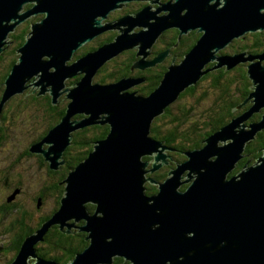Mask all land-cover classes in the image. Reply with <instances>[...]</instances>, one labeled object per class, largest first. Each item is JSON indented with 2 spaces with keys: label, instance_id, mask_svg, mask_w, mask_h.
<instances>
[{
  "label": "water",
  "instance_id": "1",
  "mask_svg": "<svg viewBox=\"0 0 264 264\" xmlns=\"http://www.w3.org/2000/svg\"><path fill=\"white\" fill-rule=\"evenodd\" d=\"M32 1L34 5L22 12L23 4ZM129 1L0 0V53L8 33L28 17L43 14L31 23L16 50L18 61L4 80L0 112L28 87L37 95L49 93L52 103L62 92L69 100L59 122L30 151L42 154L49 168L57 170L65 162L63 152L73 131L97 122L109 125L106 136L95 141L63 179L59 208L26 235L10 264H61L37 256L35 245L53 225L68 233L71 219L84 221L79 228L87 233L89 244L64 264H112L115 256L130 264H264V148L254 164L246 163L231 174L246 143L264 129V113L246 124L264 107V69L259 61L248 67L253 88L241 104L252 99L251 106L207 136L201 147L182 151L185 159L158 183L155 194L146 195L144 187L147 180L154 181L145 174L166 164V151L173 150L150 135L155 118L211 70L264 57V52L248 58L245 52L216 54L234 38L264 29V0H175L154 12L146 6L114 23H102L110 11ZM161 10L169 13L157 16ZM171 26L178 27L180 35L197 27L203 33L149 94L126 91L138 81L130 78L107 84L93 81L100 67L126 49L137 46L144 61L152 43ZM109 29L118 30L113 41L71 61L79 47ZM164 54L141 67L156 64ZM76 75H81L79 80L67 87L65 80ZM81 113L86 116L72 119ZM144 156L152 157L149 169ZM184 172L187 178L181 181ZM183 182L189 184L180 190ZM87 203L95 204L93 212Z\"/></svg>",
  "mask_w": 264,
  "mask_h": 264
},
{
  "label": "flooded vegetation",
  "instance_id": "2",
  "mask_svg": "<svg viewBox=\"0 0 264 264\" xmlns=\"http://www.w3.org/2000/svg\"><path fill=\"white\" fill-rule=\"evenodd\" d=\"M174 1L175 0H157V1L156 0H132V1L126 2L121 7L110 11L107 14L106 18L103 19L102 23H114L119 17L123 15H127V14H135L136 12H138L139 10H141L143 7H146V6H148V10L150 12H154L156 11L158 7H162L166 3L172 4ZM33 5H34L33 1L26 2L23 4L21 11L23 12L31 8ZM163 11H166V10H163ZM159 15H163V12H160L157 14V16ZM42 17H43V14L32 15L20 23L21 25H23L20 27V35H24L25 40L30 31L31 23L39 21ZM139 29L137 27L135 28V30H139ZM257 32H260L259 45H258V37L255 36ZM12 33L8 35V38H11V40H16L17 34H12ZM202 33L203 32L197 27L194 29H190L187 32L182 33L180 35V29L178 27L176 26L168 27L164 29L159 34L157 39L152 43L149 50L147 51L148 54L144 58V61L142 62L140 61L142 54H138V50H139L138 47L137 46L132 47V48L122 51L117 56L107 61L102 67L98 69L96 74L97 75L98 74H114V79H112L111 82H116L121 78H130L132 80H138L134 85L126 89V91L132 92L133 90L139 95H147L151 91L145 94V93H141L138 90V88L143 85H147L153 74L154 76L161 75L163 77L164 73L168 70L170 65L178 64L185 57L188 51L194 46V44H196L197 40L202 35ZM104 34L105 36H103ZM117 34H118L117 29H109V30H106L98 34L91 41L79 47L73 53L71 60L73 61L77 59L78 57H80L81 55L89 51L97 49L104 43L113 41ZM8 44L5 46V49L2 55L8 52H11L10 50H8ZM241 52H245L246 53L245 56L247 58L249 55L254 56V55L262 54L264 52V29L261 31L247 32L244 35H241L240 37L234 38L223 49L217 51L216 54L217 55H222V54L232 55V54L241 53ZM159 54L165 55L161 61L157 62L154 65L141 67V65L146 63V61H151L153 58H155ZM120 56L124 57V59L122 61L117 62V59H119ZM257 61H259L260 66L263 67L264 69V57L261 58L260 60H258V58H254L252 60L247 59L246 61L237 63L235 66H233L230 69H226L225 66L218 68V69L223 68L224 71L227 72V74H245V76L247 77V80L250 82V85L247 86V90H248L247 96L237 105H235L233 109L235 111V115L232 116L231 119L243 113L252 104V99H249L245 104L241 105L247 99L250 92H252V88H253L252 80L247 75L248 67L251 63L257 62ZM215 63H216L215 61L210 62L205 67H210L214 65ZM218 69H213L210 72H214ZM2 77L3 76L1 74L0 75V98H1L2 91L4 89V80L6 76H4L3 78ZM75 77L80 78L81 75H76L72 78H75ZM199 81L202 82L204 80L200 79ZM199 81L197 82L198 84L200 83ZM75 82L76 81L69 84L68 87L71 88ZM25 91L27 94L37 93V90L34 91L30 87H28ZM46 94L48 95V93ZM47 95H44V96H47ZM36 96H41V95H36ZM181 98L179 96L177 100ZM68 101L69 100L66 97V93L62 92V94L58 97L57 103L51 102L52 106H56L54 107L52 111H48L47 109L43 108L44 115H46L49 118L50 122H48V125L46 126L42 134L37 135L35 138L30 140L26 146H24L21 149H20V140L14 139L15 135L18 134L20 136V108L18 107L17 110H15V113L8 115L7 114L8 110L5 109L6 105L8 104L6 102L0 112V181H1L0 191L3 192L2 195L0 196V264H10L20 249V242L22 243L26 235L38 229L42 225V223L48 220L51 217V215L58 209V206H59L58 201L61 199L63 195L64 187H65V183L63 182V179L66 177L64 176L63 178H61L62 176H60L61 174L60 171L62 170L63 166L67 162V159H68L67 154H66L67 150L65 149V151L63 152V158L65 160L64 164L61 165L60 168H58L57 170H52L49 168V164L47 161L44 160L42 154L31 152L30 147L34 145L35 143L40 142L44 138V136L47 134V132L59 122L60 118L64 115L65 111L63 112L61 116L56 115V112L62 111V108L66 107ZM33 103L37 105L39 104L42 106L41 103H36V102H33ZM57 106H60V107L62 106V107L58 109ZM17 112H19V115H17ZM263 113H264V107L260 109V111L253 113L252 116L246 120V124L259 120ZM85 116L86 115L83 113L76 114L72 117V119L80 120L84 118ZM9 117L10 118L16 117V119L15 120L12 119V121L8 123L7 119ZM101 118H102V115H100L97 118V120H101ZM105 125L107 124L105 123L101 124L97 122L91 125H87L83 128H79L78 130L82 131L85 138H88V137L95 138L102 134L103 127ZM78 130L76 129L75 131L72 132V139L74 138L75 133ZM104 137L105 136L103 135L102 137L96 138L95 140H93V142L99 139H103ZM46 146H47L46 143H43L42 148H46ZM171 147L173 148V150L166 151L167 163L164 164L162 167L158 168L157 170H155L154 172H147L145 174L147 178L153 179L155 181V182L154 181L150 182L147 180L144 183L145 193L148 196L155 194L158 191V183L164 181L168 177L169 171H171L177 163L182 162L184 160V158L183 159L181 158V160L177 158V155H179L180 152H182V150L175 146H171ZM75 149L78 152L77 148ZM245 150L246 149H244L243 151L244 156L237 162L234 168V169L236 168L237 169L234 172L231 171V174H236L237 172H239V170L246 163L250 164V162L251 163L254 162V160H252L251 157H248V152H246ZM71 152H73V150ZM24 156L35 157L39 164L44 165L47 170V176L50 178V181H51L45 184V186H43L37 193L34 194V197L36 199V206L33 207V211H31L30 207L25 208L23 206V203L25 202V200L21 199L22 195L20 196V193L22 191V187L20 185L22 184L20 183V160ZM150 158L151 157L144 156L142 159L149 160ZM245 160L247 161L243 163V161ZM149 168H150V165L146 167V169H149ZM186 173L187 172H184L182 174L181 181H184L187 178ZM188 184H189L188 182H183L182 185L179 187V189L184 190L188 186ZM151 187H154L155 191L147 193L148 189L151 190ZM58 189L62 190V193H59ZM48 198L52 200L53 205L46 208V202ZM38 202H39V205H38ZM89 205L92 206V210L88 208ZM86 207L88 211L91 213L93 212L95 208V204L87 203ZM32 212H34V214ZM67 223L71 224V227L69 228L68 233L62 232L58 225H53L50 228L55 227L59 231H61L64 235L71 236V240L73 242H79L83 238L84 242H86V244L82 248L83 250L89 244V240L86 239L87 233L79 228L80 226L84 224V221L83 220L75 221L71 219V220H68ZM66 228L67 227L65 226L64 229ZM53 231L54 230H51L50 232H53ZM47 232L44 236V240L41 242H38L35 245L36 255L43 257L45 259H53V258L47 257L44 254L46 251L45 248L47 247L46 246ZM82 250L74 252L73 255L75 256L77 253L81 252ZM72 258H70L69 260H71ZM116 258L121 259L120 264H130L128 260L124 259V257H121V256H115L113 258L112 264H115ZM34 259L35 258H29V260H34ZM54 260L59 262L55 258ZM69 260L62 261L59 263L64 264V263H67Z\"/></svg>",
  "mask_w": 264,
  "mask_h": 264
},
{
  "label": "trees",
  "instance_id": "3",
  "mask_svg": "<svg viewBox=\"0 0 264 264\" xmlns=\"http://www.w3.org/2000/svg\"><path fill=\"white\" fill-rule=\"evenodd\" d=\"M255 36L258 37L259 45L260 32H257ZM16 40L17 43L15 45V49L13 50V52L6 53L9 55L8 61H6V64L0 70V75L2 74L3 77H7L13 64L18 61L19 54L17 53L16 49L22 45L25 40V36L20 35V33H18L16 36ZM2 53H0V58L3 56ZM98 75L99 77L95 81L100 82L102 84L112 83L111 80L114 79V74ZM161 78V75L154 76L153 74L149 83L147 85L139 87L138 90L141 93H149L159 84ZM78 79L79 77H75L74 81H77ZM206 79L208 80V88L200 93L196 102L201 104V101L203 103H206L207 101L205 100L207 99H210V101L204 108H201V113H199V116H195L196 112L194 113V111H192V105L189 108H186L184 106L179 107L178 113L176 114L171 111L170 105L165 109V112L163 114L156 117L155 120L152 122L150 132V135L152 137L158 140H163L165 144L169 146H175L180 148L182 151H187L189 149L201 147L203 145V140L207 136L218 130L221 126L226 124V122H228L232 116L235 115V111L233 110L235 105L241 102L248 94L247 86L250 85V82L247 80L245 74H227V72L224 71L223 68H221L214 72H209L201 78V80ZM197 85L198 83L196 85L188 87L184 92L180 94V98L187 94L193 95L197 88ZM36 95L37 93L27 94L24 90V92L11 97L7 101V103L13 100L14 97L16 98V96H21L22 102L24 104L29 102L41 103L43 108L47 109L48 111H52L54 107H56L52 106L51 96L49 93L48 95ZM57 107L58 109H60L62 106ZM65 109L66 107L62 108V111L56 112V115L61 116ZM108 131L109 125H105L103 127L102 134L98 137L85 138L82 131L78 130L75 133L71 144L66 147V154L68 159L66 164L60 171V176H62L61 178L66 176L68 171L74 166H76L81 160H83L87 156V153H89L93 149V140L102 137L103 135L106 136ZM75 148L78 149V152L75 150ZM263 148L264 130L258 132L256 138L247 143L245 151L248 152V157H251L252 160H255L262 153ZM72 150L74 151L71 152ZM180 154L183 153L180 152ZM246 161L247 160L243 161V163H245ZM236 169H234L233 172ZM58 190L59 193H62V190ZM152 191H155L154 187H151V190L148 189L147 193ZM58 202L60 206V200ZM88 208L92 210V206L89 205ZM51 230L54 231L50 232ZM46 239L47 247L45 248L46 251L44 254L49 258L57 259L59 262L69 260L74 256V252L82 250V248L86 244L83 238L79 242H73L71 240V236L64 235L55 227L49 229V231L47 232ZM120 262L121 259L116 258L115 264H120Z\"/></svg>",
  "mask_w": 264,
  "mask_h": 264
},
{
  "label": "rangeland",
  "instance_id": "4",
  "mask_svg": "<svg viewBox=\"0 0 264 264\" xmlns=\"http://www.w3.org/2000/svg\"><path fill=\"white\" fill-rule=\"evenodd\" d=\"M262 11L264 12V9H262ZM160 12H163L164 15L169 13L168 10H166V11L161 10ZM151 21H153V19H151ZM21 26H23V25L18 24L16 26V28L14 29V31H11L10 33H12V32H13L12 34L20 33V27ZM137 28L139 29L140 27H137ZM141 29H142V27H141ZM10 33H8L4 39H5V41H7L9 43V44L7 43L8 44V50L13 52V50L15 49V45L17 43V40H11V38H8V35H10ZM103 36H105V34ZM8 57H9L8 54H4L0 58V70L6 64V61H8ZM123 59H124V57L120 56V58L117 59V62L122 61ZM109 67H111V66H109ZM98 77H99V75H96L94 77V81ZM73 81H74V78H70V79L68 78L65 80V85L68 87L69 84H71ZM207 88H208V81L207 80L200 82L197 85V88H196L193 95L187 94V95L183 96L181 99L171 103L170 104L171 105V111L174 114H176V113H178L179 107L184 106L186 108H189L192 105V107H193L192 111H194V113L196 112L195 116L196 117L199 116V113H201V108L202 107L204 108L209 103L210 99L205 100V101H207L206 103H203L201 101L202 105L197 103L196 100H197L198 96L200 95V93L203 92ZM132 92H134V91L132 90ZM198 106H200V107H198ZM18 107L20 108V136L17 134L14 136V139L20 140V149H21L24 146H26L30 140L35 138L37 135L42 134V132L45 130V128L48 125V122H50V120L46 115H44V110H43V107L41 105H39V104L37 105L33 102H29V103L24 104L22 102L21 96H16V98L14 97L13 100L9 101L8 104L6 105L5 109L8 110L7 114L10 115L12 113H15V110H17ZM17 115H19V112H17ZM12 119L15 120L16 117H14V118L9 117L7 119V122L8 123L11 122ZM177 158L178 159L184 158V155L179 154V155H177ZM151 159H152V157L148 160V161H150L149 162L150 167H151V162H152ZM254 163H255V160L253 163L250 162V165H252ZM49 182H51V181H50V178L47 176V170H46L45 166L42 164H39L35 157L24 156L20 160V183H22V184H20L22 187V191L20 193V196L22 195L21 199L25 200V202L23 203V206L25 208L30 207L31 211H33V207L36 206V199L34 197V194L37 193L43 186H45V184H47ZM0 185H1V181H0ZM2 193L3 192L0 191V196L2 195ZM52 205H53L52 200L50 198H48V200L46 202V208L49 206H52ZM32 213L34 214V212H32Z\"/></svg>",
  "mask_w": 264,
  "mask_h": 264
},
{
  "label": "bare ground",
  "instance_id": "5",
  "mask_svg": "<svg viewBox=\"0 0 264 264\" xmlns=\"http://www.w3.org/2000/svg\"><path fill=\"white\" fill-rule=\"evenodd\" d=\"M78 130V129H77ZM148 157H150V156H148Z\"/></svg>",
  "mask_w": 264,
  "mask_h": 264
}]
</instances>
